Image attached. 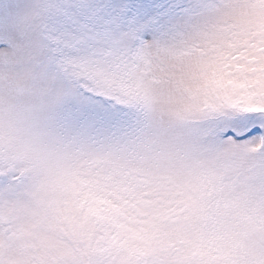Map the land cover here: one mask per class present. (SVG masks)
<instances>
[{
	"label": "snow or ice",
	"instance_id": "obj_1",
	"mask_svg": "<svg viewBox=\"0 0 264 264\" xmlns=\"http://www.w3.org/2000/svg\"><path fill=\"white\" fill-rule=\"evenodd\" d=\"M0 264H264V0H0Z\"/></svg>",
	"mask_w": 264,
	"mask_h": 264
}]
</instances>
